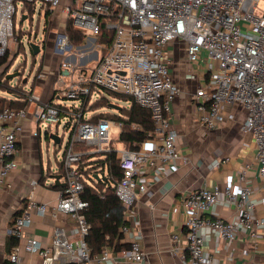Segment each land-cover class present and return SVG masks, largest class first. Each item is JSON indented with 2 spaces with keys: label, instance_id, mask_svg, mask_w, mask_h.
<instances>
[{
  "label": "built area",
  "instance_id": "obj_1",
  "mask_svg": "<svg viewBox=\"0 0 264 264\" xmlns=\"http://www.w3.org/2000/svg\"><path fill=\"white\" fill-rule=\"evenodd\" d=\"M17 1L0 0V56L8 49L9 40L16 43L13 19ZM19 1L34 4L36 0ZM40 2L41 13L50 12L49 23L63 3V25L58 31L54 30L55 37L50 41L52 53L63 55L55 80L58 94L51 102L44 103L32 93L27 100L36 104V122L45 123L48 130L51 125L58 127L65 120L62 129L67 130L68 137L60 159L62 170L57 172L65 186L59 188L57 203L51 209L46 203L34 201L30 194L26 206L12 219L7 233L20 240L24 230L32 226V213L45 215L50 212L53 218L60 214L68 216L77 238L70 240L64 227L56 225L49 246H43L35 238L26 239L25 251L38 255L39 264L144 262L142 235L134 225V204L138 195L149 188L148 178L162 169L167 174L179 159L177 132L171 122V103L179 89L171 76L169 64L164 60L165 48L171 42H182L188 61L205 66L208 79L193 96L200 124L208 129L223 124L227 118L224 105L244 109L241 130L254 142L257 173L264 188V0ZM67 22L83 34L86 43L91 40L96 43L101 29L112 31L113 38L105 53L88 61L92 52L84 53L83 47L69 43L65 33ZM36 44L40 51L48 47L46 41ZM71 58H74L73 62L69 61ZM44 77V70H39L37 79ZM92 88L130 96L137 105L150 111L153 122L148 139L134 149L122 147L115 150L121 178L116 182L114 192L124 206L123 217L127 222L120 230L123 235L134 234L128 247L115 256L108 250L93 255L84 240L89 225L83 215L87 203L82 199L85 178L80 171V162L85 153L110 151V127L117 126L120 131L122 126L120 122L106 119L88 120L89 114L82 110L81 103L91 96ZM60 98L77 101L78 105H62L58 102ZM25 117L26 108L4 107L0 111V122L12 123V130L0 139V186L6 184L8 175L17 167L14 157L21 131V124L17 121ZM66 122L68 127L65 129ZM82 147L90 149L85 152ZM239 179L244 181V187H237L230 181L222 188H202L183 198L180 210H176L183 233L171 235V240L175 244L172 251L178 250L176 243L180 239L184 240L182 255L186 264H227L226 258L216 259L214 253L204 249L210 235L227 246L242 237L251 240L253 248L262 241L258 234L264 227V218L255 215L249 180L243 174ZM30 184L33 190L37 181ZM223 204L234 208L232 220L214 214V208ZM20 260L19 245L16 244L10 250L8 261L18 264Z\"/></svg>",
  "mask_w": 264,
  "mask_h": 264
},
{
  "label": "crops",
  "instance_id": "obj_2",
  "mask_svg": "<svg viewBox=\"0 0 264 264\" xmlns=\"http://www.w3.org/2000/svg\"><path fill=\"white\" fill-rule=\"evenodd\" d=\"M54 14H58V19L48 28L58 31L63 25L60 19L61 9H56ZM92 44V40L85 42L84 47L86 45L87 49L83 48L84 53L92 52L88 61L99 56L93 50ZM44 55L46 56L42 70L45 77L36 80L31 89L32 94L45 103L57 99L55 80L60 59L53 53L44 52ZM73 60L74 58H71L69 61ZM164 60L169 64L171 76L179 89L171 103V122L177 132L176 149L179 159L167 174L164 169L154 172L148 178L149 188L145 193L138 195L134 204V225L142 235V249L145 253L142 264H186L182 255L184 240L180 239L176 243L178 250L172 251L175 244L172 243L171 235L183 233L176 210H180L182 200L189 192L213 186L222 188L230 181L237 187H244V181L239 179L243 174L252 187L250 198L255 203V215L264 218V188L257 173L255 145L251 136L241 130L245 119L244 109L240 106L224 105L223 109L227 114L225 122L215 129L206 128L199 123L193 103L195 91L208 79L204 64L189 62L184 44L180 41L171 42L166 46ZM26 89H30V85L29 88L26 85ZM35 111L36 104L29 103L26 107V117L17 121L21 124V131L17 136V153L14 157L17 167L8 175L6 184L0 186V264H10L8 255L11 248L8 249L7 242L11 236L7 231L14 216L26 206L28 196L31 194L34 201L46 203L50 209L59 197V187L53 186L54 180L51 178V175L58 172V162L52 165L49 158L50 146L56 144L49 138L50 130L41 133L35 120ZM11 130V122H0V139ZM35 132L37 136L34 135ZM122 147L118 144L116 149ZM54 148L52 153L55 155ZM34 180L37 181V186L32 190L30 183ZM214 214L232 220L235 210L223 204L214 208ZM31 217L32 226L24 230L22 239L14 238L19 245L21 260L18 264L40 263L38 255L25 251V240L35 238L43 246H49L56 225L64 227L70 240L77 238L73 231L74 224L68 216L60 214L53 218L50 212H47L45 215L32 213ZM133 235H124L123 241L128 245ZM258 235L262 241L258 242L256 248H253L251 240L245 237L227 246L220 239L210 235L206 238L204 249L214 253L216 259L226 258L227 264H264V227ZM118 264L133 263L119 261Z\"/></svg>",
  "mask_w": 264,
  "mask_h": 264
},
{
  "label": "trees",
  "instance_id": "obj_3",
  "mask_svg": "<svg viewBox=\"0 0 264 264\" xmlns=\"http://www.w3.org/2000/svg\"><path fill=\"white\" fill-rule=\"evenodd\" d=\"M25 8L28 9L29 12L31 11L30 4L24 3L23 9ZM43 15L45 24H47V19L50 15L49 10H45ZM65 33L71 45L80 46L82 44L84 40L83 34L74 29L70 22L66 23ZM112 38V31L101 29L97 36L96 43L103 46L101 51L102 54H104L109 47ZM15 48L17 50L14 53L16 57L18 51L23 48L20 40H17ZM29 50L32 54L30 47ZM32 56L35 57L33 54ZM14 59L11 66L14 63ZM5 61L6 57L0 58V65H3ZM40 65L33 74L30 89H26V83L24 84L21 78H16L18 81L12 84V80H7L5 78L8 71L3 74L0 79V111H2L4 107L14 110L27 107L29 104L27 97L32 93L31 88L35 82V74L40 70ZM24 66L25 59L23 63H19L15 66V71L24 70ZM30 69H33V64L30 66ZM22 74L23 72L19 73V77H22ZM4 84L7 85L9 88L8 90L7 87L4 89L2 88ZM95 89L98 90L99 88H92V91ZM112 99L127 102L128 105L120 106L117 101H113ZM51 101L52 99L50 102ZM94 103L96 107L91 108ZM109 104H114L120 107V109L113 110L108 107ZM61 108L66 107L61 106ZM81 108L83 111L88 112V120L90 122L106 119L108 121L120 122L122 125L118 139L116 141L111 140L109 143L110 151L85 153L80 162V171L85 178L82 199L87 203V206L83 210V215L89 225V230L84 236V240L93 255H97L103 250H108L114 255L128 247L127 243L123 241L124 235L120 230L121 227L127 223L123 217L124 206L114 192L115 184L121 178V170L115 150L118 144L126 148L129 147L134 149L140 142L148 139L149 134H151L153 130L152 117L149 110L137 105L130 96L112 93L107 90H104V94H100L99 97L93 101H90V97L83 100ZM61 117H63V113ZM67 127L68 122L64 125L65 129ZM60 143L58 145H60ZM89 149L90 148L82 147V150L85 152H88ZM57 168L58 173L61 172V160L58 162ZM97 174L103 175L102 179H94V175ZM16 244V240L11 237L7 242V247L8 249H12Z\"/></svg>",
  "mask_w": 264,
  "mask_h": 264
},
{
  "label": "rangeland",
  "instance_id": "obj_4",
  "mask_svg": "<svg viewBox=\"0 0 264 264\" xmlns=\"http://www.w3.org/2000/svg\"><path fill=\"white\" fill-rule=\"evenodd\" d=\"M23 5L24 4L22 1L18 0L16 2L17 10H16L15 17L13 19L14 40H16V42H17V40H20L23 48L18 51V54L15 57L14 53L17 51L15 48L16 43H13L14 42L13 40H9L8 49H6L4 51V53L0 56V58L6 57L5 63L3 65H0V79L2 78L3 74L7 71H8V74L12 73V72H19V73L23 72L22 77L18 76L16 78H21V80L23 81L24 78L27 79L29 77L28 82L26 83L27 88H29V85H30L31 80L33 78V74L36 72V68L40 64H41L40 70H42L44 68V66H43L45 63L44 58L46 56V55H44V52L45 53L46 52L52 53V50L50 51V49L52 47V44L50 43V41H52V39L55 37L56 31L53 32L49 28L54 24V22L57 21L58 14L57 15L54 14V16L50 20V24H49L48 20H47V24H45V18L43 15L44 12L41 13V11H40V5H41L40 0H36L34 2V4H30V6H31L30 12L26 8L23 9ZM62 8H63V3L57 8V10L62 9ZM23 15L26 16V19L22 21L21 18ZM60 19L62 21H64L62 12H61V18ZM34 36H35V39H34ZM43 41L47 42L48 47L46 48L45 51L42 48L40 53L37 56L33 57L32 54L30 53V50H29V43L30 42L42 43ZM84 44H85V40H83L80 47L83 46L84 49H87L86 48L87 46L85 45V47H84ZM41 45H43V44H41ZM92 46H93V50H95L100 55L103 46L100 44H97V43H93ZM73 51H76L75 48L73 49ZM54 55H56L59 59H61V57L63 56L62 54H59V53H56ZM42 56H44V57H42ZM47 56H48V54H47ZM14 57H15V59H14ZM13 59H14V63L11 66ZM24 59H25L24 70L15 71V66L19 63H23ZM32 64H33V69H30V66ZM48 64H52V63L48 62ZM90 65H92V63ZM38 72H37V74H35L36 75L35 81L38 80L37 79ZM16 78L11 79L12 84H14L16 81H18V79H16ZM6 87H7L6 84L2 85L3 89ZM8 89L9 88L7 87V90ZM98 90L95 89L92 91L91 96H90V101L95 100L97 97H99L100 94H104V90H101V89H98ZM112 100L117 101L115 99H112ZM58 102L62 105H66V106H77L78 105L77 101L66 100V99H62V98H60L58 100ZM117 102L119 103L120 106H127L128 105L127 102H124V101L123 102L117 101ZM95 107H96V104L94 103L91 108H95ZM64 122H65V120H62L61 123L58 125V127L51 125V128H50L51 133H56L55 135H57L61 138L60 145L51 144V146H50V157L49 158H50V162L52 165H55V162L60 161V159L62 157L63 149H64L66 141H67L68 132H67V130L63 131V129H62ZM39 127L41 129V133L44 130H47L45 123H40ZM119 133H120L119 128L117 126L111 125L110 130H109L110 140H117ZM53 148L56 149L55 155L52 153ZM52 172H53V170H52Z\"/></svg>",
  "mask_w": 264,
  "mask_h": 264
},
{
  "label": "water",
  "instance_id": "obj_5",
  "mask_svg": "<svg viewBox=\"0 0 264 264\" xmlns=\"http://www.w3.org/2000/svg\"><path fill=\"white\" fill-rule=\"evenodd\" d=\"M26 19V16L23 15L21 20H25ZM29 47L31 49V52L34 56H37L39 53H40V48L38 46V44L34 43V42H30L29 43ZM19 76V72H12V73H9L5 76L6 79L8 80H11V79H14L16 77ZM27 82V79H23V83H26ZM109 108L113 109V110H119L120 107L114 105V104H109L108 105ZM49 138L50 140L55 143V144H59L60 143V138L59 136L55 135V134H50L49 135ZM102 176H98V175H94V178L95 179H99L101 178ZM51 178L54 180V183H53V186L54 187H59V188H63L65 186V184L63 182H60V175L58 174H55V175H51ZM66 264H73V263H66Z\"/></svg>",
  "mask_w": 264,
  "mask_h": 264
}]
</instances>
